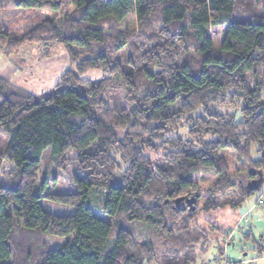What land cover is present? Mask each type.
<instances>
[{"label":"trees","instance_id":"trees-1","mask_svg":"<svg viewBox=\"0 0 264 264\" xmlns=\"http://www.w3.org/2000/svg\"><path fill=\"white\" fill-rule=\"evenodd\" d=\"M68 4L23 32L0 26L6 56L61 45L72 66L38 98L0 77V264H194L212 241L199 212L239 207L258 171L264 184V0ZM91 70L101 77L83 79ZM47 149L51 174L40 175ZM196 194L194 211L175 203Z\"/></svg>","mask_w":264,"mask_h":264},{"label":"rangeland","instance_id":"rangeland-1","mask_svg":"<svg viewBox=\"0 0 264 264\" xmlns=\"http://www.w3.org/2000/svg\"><path fill=\"white\" fill-rule=\"evenodd\" d=\"M68 1L69 0H63L64 5L57 13L51 10L35 11L34 9L8 8L0 10L1 29L23 32L37 24L45 16L60 18L63 14L72 9V6L68 4ZM132 24L133 22L130 21V18H127L123 22V25H126L128 29H133ZM210 31L213 43L217 46L222 38L223 29L215 28L210 29ZM8 57H10L11 64L14 65L13 72L15 75L14 76L13 72H11L13 79H10V82L32 92L37 98L40 95H44L49 92L53 86L58 83L59 77L62 73L65 70L72 68L68 60V53L61 45L53 44L44 46L27 44L21 46L19 49H16L9 56H6L2 51H0V66L5 64ZM101 75L100 71L91 70L84 73L82 78L94 80L100 78ZM224 153L229 160L231 172H235L236 168L242 166V164L236 163L232 160L233 153ZM252 156L254 157V155ZM48 157L49 150L47 149L41 155L43 163L41 165L40 175L47 174V169L49 170V175L51 174V166H49L50 164L47 161ZM151 158H153V156H151ZM69 167L72 170V166L69 165ZM61 175L67 177L65 173H61ZM38 180L39 179H37V182ZM1 181L2 176L0 175V182ZM235 181L236 187L234 189V195L236 196L239 194L241 188L246 185V171L237 172ZM57 182V186L60 187L61 191L68 192L72 190V186H70L66 179H64L61 183L59 181ZM209 183V181L206 182L205 186L209 185ZM262 186H264V184ZM45 206L51 211L59 213L70 210L68 208H61L54 204H46ZM240 208L243 212L245 210V205L242 204ZM201 213L202 212H199L196 219L199 224L202 223L200 216ZM138 228L142 229L143 227L139 226ZM202 228L209 230L208 225L204 226L202 224ZM208 233L210 234L209 231ZM210 238L212 241L209 248L199 256V259L194 264H264V219L255 214H250L246 220L241 221V223L238 224L228 241L224 242L221 252L216 245L217 243L215 244V239L211 236ZM47 239L52 247H57L64 241L51 237H48ZM110 243L111 241H108L107 245H110ZM227 243L229 244L227 245Z\"/></svg>","mask_w":264,"mask_h":264},{"label":"crops","instance_id":"crops-1","mask_svg":"<svg viewBox=\"0 0 264 264\" xmlns=\"http://www.w3.org/2000/svg\"><path fill=\"white\" fill-rule=\"evenodd\" d=\"M14 65L11 64L10 57H8L5 64L0 66V77L9 81L12 80L14 75ZM13 72V75L12 73ZM15 76V75H14ZM256 145L254 146V148ZM262 200V204L258 205V201ZM244 204L245 210L242 212L240 206ZM237 208H231L226 206L209 213H201V222L205 226L208 225L210 236L215 239L216 245L219 248L224 246V242L228 241L235 228L241 221H244L249 217L250 214H255L258 217L264 219V186L260 188L254 195L247 198L243 203ZM229 243H227L228 245ZM226 245V244H225Z\"/></svg>","mask_w":264,"mask_h":264},{"label":"water","instance_id":"water-1","mask_svg":"<svg viewBox=\"0 0 264 264\" xmlns=\"http://www.w3.org/2000/svg\"><path fill=\"white\" fill-rule=\"evenodd\" d=\"M257 175H258L257 178L251 179L247 183V188L250 191H258L261 188V185L263 183V176H262V173L260 171L257 172ZM198 197H199L198 194H196L195 196H191L190 198H186V199H182L181 197H179V198L175 199V203L178 204L180 201L184 200L186 206L188 207V210L194 211L196 200Z\"/></svg>","mask_w":264,"mask_h":264},{"label":"built area","instance_id":"built-area-1","mask_svg":"<svg viewBox=\"0 0 264 264\" xmlns=\"http://www.w3.org/2000/svg\"><path fill=\"white\" fill-rule=\"evenodd\" d=\"M257 204L258 205H261L262 204V200H259Z\"/></svg>","mask_w":264,"mask_h":264}]
</instances>
